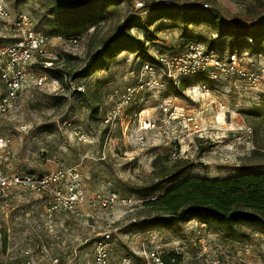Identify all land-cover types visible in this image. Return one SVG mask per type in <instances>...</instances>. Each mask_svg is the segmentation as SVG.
<instances>
[{
	"label": "rangeland",
	"instance_id": "1",
	"mask_svg": "<svg viewBox=\"0 0 264 264\" xmlns=\"http://www.w3.org/2000/svg\"><path fill=\"white\" fill-rule=\"evenodd\" d=\"M8 1L13 13L24 12L46 31L43 16L47 10L66 3ZM118 1L102 10L100 21L75 33V44L67 42L68 38L50 39L47 51L61 78L50 75L56 82L48 79L44 86H27L4 114L1 131L10 145L1 168L8 173L41 175L76 165L90 203L111 193L130 203L93 204L85 206L81 219L60 213L49 221L45 196L17 192L0 204V264H51L54 258L58 264H95V243L103 239L104 229L111 233L105 239L109 264H123L125 257L142 263L150 252L178 256V264H264V233L254 225L238 222L227 231L198 217L148 225L155 216L142 208L144 200L169 187L165 180H152L155 158L157 168L185 161L182 177L224 178L249 169L264 170V115L258 124L247 114L261 103L264 88L236 74L224 75L208 92L198 86L199 81L181 91L161 81L158 88L137 93L124 112L114 117L113 108L124 89L136 82L141 64L152 60L156 49L179 53L189 41L209 45L217 37L207 23L186 25L181 18L158 19L148 32L142 28L129 31L138 39L136 46L116 51L104 64L86 71L93 56L127 20L145 23L164 7V0ZM138 1L142 7L135 5ZM167 1L166 9L202 8L230 26L264 23V0ZM93 3L99 6L100 0H90ZM231 39L228 36L226 41ZM224 48L223 56L230 53L229 47ZM238 54L240 67L264 74V57L246 51ZM165 103L187 127L176 142L160 126L140 127L145 119L159 124L160 107Z\"/></svg>",
	"mask_w": 264,
	"mask_h": 264
},
{
	"label": "built area",
	"instance_id": "2",
	"mask_svg": "<svg viewBox=\"0 0 264 264\" xmlns=\"http://www.w3.org/2000/svg\"><path fill=\"white\" fill-rule=\"evenodd\" d=\"M164 3L168 4L169 1L164 0ZM135 5L139 8L143 3L138 1ZM203 6L206 7L205 4ZM6 38L8 40L4 41ZM50 39L65 38L42 30L24 12L13 13L9 8L8 0H0V83L3 88L0 95V204L17 192L43 195L46 197L44 213L47 220L51 221L54 215L60 213L77 220L83 218L87 205L92 207L93 204H99L107 207L114 203L127 204L130 201L119 199L115 193H111L107 198L97 197L90 203L86 198L76 165L58 168L41 175L8 173L1 168L4 153L10 145V140L1 131L4 114L10 111L19 93L27 86H44L48 79L56 82L49 73L55 69L53 59L47 51ZM67 42L75 44L76 38H68ZM239 58L236 52L223 56L222 51L209 49L200 41L187 42L183 51L179 53L167 54L156 49L153 59L141 64L136 82L124 89L113 108V116L122 114L137 93L156 89L161 81L175 85L182 79L190 83L199 81L198 86H201L204 92H208L224 75L236 74L241 80L249 84L257 83L264 88V76H262L264 74L251 73L243 69L239 66ZM187 87L193 88V84ZM160 108L162 110L160 123L156 124L145 119L141 122V129L151 130L155 126H160L164 131H169L173 142L179 141L187 132L184 120L174 116L169 103H165ZM172 156L174 159L177 158L176 153H172ZM110 234L104 229L101 234L103 239L95 243V264H109L105 239H108ZM51 264H58V260L54 258ZM123 264H164V262L157 252H150L142 263L132 262L129 257H125Z\"/></svg>",
	"mask_w": 264,
	"mask_h": 264
},
{
	"label": "trees",
	"instance_id": "3",
	"mask_svg": "<svg viewBox=\"0 0 264 264\" xmlns=\"http://www.w3.org/2000/svg\"><path fill=\"white\" fill-rule=\"evenodd\" d=\"M121 1L100 0V5L90 4V0H66L64 4L50 7L43 16L44 24L51 35L58 34L64 38L75 35L89 25H94L102 19V10L108 6L115 5ZM169 6L170 3L165 4ZM81 9H76L78 6ZM160 8L143 23L127 20L118 33H115L103 44V47L93 56L91 62L86 66L90 71L96 66L104 64L106 60L116 51H121L136 46L135 35L130 34L132 28H142L148 32L153 21L162 18H181L182 22L188 24L207 23L215 31L216 39H211L207 45L209 49L223 51L225 46L230 52H248L256 57H264V23L256 22L252 26H230L226 21L220 19L202 8H190L184 10ZM98 9L93 12V10ZM46 31V29L41 28ZM230 36L231 41H226ZM148 40V35L146 36ZM152 40V39H150ZM218 42V43H217ZM217 43L218 45H216ZM214 46V47H213ZM147 61V60H145ZM85 71V72H86ZM56 79L61 78V73L55 69L49 71ZM53 74V75H52ZM70 75V73H64ZM190 81L182 79L179 90L189 86ZM175 85V84H174ZM261 103L247 112L248 118L254 119L259 124L264 115V94L261 95ZM255 134L257 129L252 127ZM157 158L154 159L151 177L153 182L165 180L169 187L159 195L142 202V208L152 212L155 216L149 224L161 222L168 224L172 221H185L191 217H198L205 223L213 222L217 228L232 230L236 223L245 222L264 233V170L255 171L249 169L238 174L224 178H207L200 176L182 177L187 169L185 161L174 162L172 165L156 167ZM149 196V195H146ZM148 221L144 219L143 221ZM146 224V225H147ZM164 264H178L180 257L169 254L161 257Z\"/></svg>",
	"mask_w": 264,
	"mask_h": 264
},
{
	"label": "crops",
	"instance_id": "4",
	"mask_svg": "<svg viewBox=\"0 0 264 264\" xmlns=\"http://www.w3.org/2000/svg\"><path fill=\"white\" fill-rule=\"evenodd\" d=\"M88 206V205H87ZM89 207V206H88ZM86 208V207H85ZM45 210V209H44ZM56 217H57V214L56 215H54V220L56 219Z\"/></svg>",
	"mask_w": 264,
	"mask_h": 264
}]
</instances>
